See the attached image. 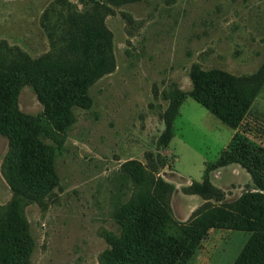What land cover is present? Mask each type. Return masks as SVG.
<instances>
[{"label": "rangeland", "instance_id": "obj_1", "mask_svg": "<svg viewBox=\"0 0 264 264\" xmlns=\"http://www.w3.org/2000/svg\"><path fill=\"white\" fill-rule=\"evenodd\" d=\"M94 40L103 49L86 88L89 105L73 108L63 132L42 138L55 171L49 191L12 192L4 174L10 146L0 135V214L18 202L32 241L29 264H103L104 234L117 231L114 206L152 190L156 179L170 185L168 204L182 222L257 191L238 163L211 169L233 130L190 97V73L222 71L239 95L253 96L245 120L259 135H248L264 146V0H0L6 63L76 67L89 61L83 44ZM15 103L22 117L42 114L27 81ZM129 161L141 163V185L122 176ZM207 169L215 188L192 193L190 183ZM249 236L209 230L191 264H232Z\"/></svg>", "mask_w": 264, "mask_h": 264}, {"label": "trees", "instance_id": "obj_2", "mask_svg": "<svg viewBox=\"0 0 264 264\" xmlns=\"http://www.w3.org/2000/svg\"><path fill=\"white\" fill-rule=\"evenodd\" d=\"M86 29L94 38H101L93 27ZM101 43H84L89 61L83 60L76 67L47 64L31 71L16 63H6L0 55V135L8 139L10 146L4 174L14 194L37 196L54 186L52 153L42 138L63 132L72 120L73 108L89 105L86 88L100 65ZM190 80V97L233 130L211 169L238 163L250 174L257 191L244 192L234 204L199 211L182 222L175 220L168 204L170 185L156 179L152 190L140 191L114 206L117 231L104 234L107 248L102 254L103 264H191L201 240L216 228L250 233L232 264H264V146L249 137L252 133L256 138L259 130L245 120L253 96L239 95L219 70L195 69ZM23 81L32 85L43 107L36 120L17 112L15 98ZM172 136L168 133L162 143L167 144ZM157 162L158 167L163 165L160 160ZM209 170H205L201 182L190 183L188 189L192 193L204 195L213 191ZM122 176L141 185L146 174L140 162L129 161ZM31 252L27 224L14 201L5 214H0V264H29Z\"/></svg>", "mask_w": 264, "mask_h": 264}, {"label": "crops", "instance_id": "obj_3", "mask_svg": "<svg viewBox=\"0 0 264 264\" xmlns=\"http://www.w3.org/2000/svg\"><path fill=\"white\" fill-rule=\"evenodd\" d=\"M239 166V165H238ZM224 168V167H223Z\"/></svg>", "mask_w": 264, "mask_h": 264}]
</instances>
